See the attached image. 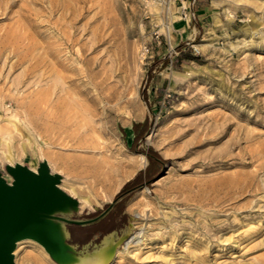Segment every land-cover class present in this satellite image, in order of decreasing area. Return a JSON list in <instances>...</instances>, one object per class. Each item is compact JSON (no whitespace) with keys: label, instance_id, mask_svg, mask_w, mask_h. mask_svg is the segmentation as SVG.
<instances>
[{"label":"rangeland","instance_id":"rangeland-1","mask_svg":"<svg viewBox=\"0 0 264 264\" xmlns=\"http://www.w3.org/2000/svg\"><path fill=\"white\" fill-rule=\"evenodd\" d=\"M55 1L0 0V171L5 180L13 182L9 165L34 169L35 163L38 169L54 153L108 159L120 182L111 199L107 185L92 193L91 207L73 197L80 209H98L146 169L145 151L154 149L164 160L161 177L128 200L131 225L109 264H165L171 256L175 261L169 264H200L202 258L206 264H264V0H218L204 18L192 21L180 14L188 0ZM181 21L197 26L192 36L179 31ZM183 46L197 59L177 64ZM62 61L71 69L59 65ZM93 95L99 117L92 113ZM54 104L62 108L59 119H99L96 130L66 129L87 134L82 146L46 119ZM146 119L149 131L133 146V125ZM36 121H49L50 129ZM39 134L44 138L38 142ZM49 166L61 174V187L69 176L54 163ZM235 179L244 182L243 193ZM140 231L143 244L126 248ZM30 241L17 246L16 264H23ZM31 250L45 258L38 247ZM46 259L59 264L50 254Z\"/></svg>","mask_w":264,"mask_h":264},{"label":"bare ground","instance_id":"bare-ground-1","mask_svg":"<svg viewBox=\"0 0 264 264\" xmlns=\"http://www.w3.org/2000/svg\"><path fill=\"white\" fill-rule=\"evenodd\" d=\"M48 1V0H47ZM57 1V0H56ZM55 1V2H56ZM59 1V0H58ZM58 1H57V3H58ZM61 2V1H60ZM57 3L55 4L56 6H57ZM64 4H65V2H64ZM67 5V4H66ZM71 5V4H70ZM53 6V5H52ZM55 6V7H56ZM64 7V6H63ZM66 7V6H65ZM67 7H68V5H67ZM66 7V8H67ZM72 8H74L73 6H72ZM77 8V7H76ZM53 9H54V7H53ZM59 9V8H58ZM75 9V8H74ZM83 8H81L80 10H82ZM52 10V9H51ZM56 10V9H55ZM61 10H62V8H61ZM65 10V9H64ZM68 10V9H67ZM70 10V9H69ZM79 10V9H78ZM78 10H75V11H78ZM66 11V10H65ZM83 11V10H82ZM30 12V11H29ZM55 12V11H54ZM79 12V11H78ZM31 13V12H30ZM63 13H65V12H63ZM62 13V14H63ZM72 14H73V12H72ZM30 15V14H29ZM69 15V14H68ZM76 15V14H75ZM79 15V14H78ZM64 16V15H63ZM67 16V15H66ZM77 16V15H76ZM75 16V17H76ZM78 17V16H77ZM76 17V18H77ZM29 18V17H28ZM62 18V17H61ZM65 18V17H64ZM68 18V17H67ZM33 20H34V17L32 18ZM75 19V18H74ZM33 20L31 21V22H33ZM72 20V19H71ZM71 20H69V22L71 21ZM78 20V19H77ZM76 20V21H77ZM80 20V19H79ZM62 21H64V20H62ZM35 22V21H34ZM58 22H60V21H58ZM65 22V21H64ZM36 23V22H35ZM52 23H53V21H52ZM68 22H66V24H67ZM22 24V23H21ZM65 24V23H64ZM73 24V23H72ZM18 25V24H17ZM30 25V24H29ZM53 25H55V24H53ZM76 25V24H75ZM20 26V25H19ZM19 26H18V29H16V30H19ZM22 26V25H21ZM32 26V25H31ZM67 26H71L70 25V23H69V25H67ZM55 27H56V25H55ZM24 28V27H23ZM54 28V27H53ZM66 28V27H65ZM29 29V28H28ZM27 29V30H28ZM64 29V28H63ZM79 29V28H78ZM54 30V29H53ZM67 30H68V28H67ZM77 30V29H76ZM80 30V29H79ZM23 31V30H22ZM29 31V30H28ZM26 32V30H25V32L26 33H29V32ZM10 32V31H9ZM14 32V31H13ZM59 32V31H58ZM57 32V33H58ZM67 32V31H66ZM82 32V31H81ZM8 34V33H7ZM23 34V33H22ZM61 34V33H60ZM14 35V34H13ZM20 35V34H19ZM30 35H32V34H30ZM54 35H55V37H56V34L54 33ZM78 35V34H77ZM9 36V35H8ZM18 36V35H17ZM17 36H15L16 38H17V40L19 39ZM80 36V35H79ZM78 36V37H79ZM22 37H24L23 35H22ZM26 37V36H25ZM25 37H24V39H25ZM65 37V36H64ZM71 37H72V35H71ZM33 38V37H32ZM51 38V37H50ZM69 38V37H68ZM80 38V37H79ZM3 39V38H2ZM28 39V38H27ZM64 39V38H63ZM73 39V38H72ZM7 40V39H6ZM9 40V39H8ZM7 40V41H8ZM26 40V39H25ZM50 40H53L52 38L50 39ZM68 40H71V39H68ZM68 40H66V42L68 43ZM1 41V40H0ZM21 41V40H20ZM30 41V40H29ZM34 41V40H33ZM57 41H59V40H57ZM56 41V42H57ZM82 41V40H81ZM26 42V41H25ZM52 42H54V41H52ZM3 43V42H2ZM55 43V42H54ZM58 43V42H57ZM72 43H73V41H72ZM79 43V42H78ZM32 44H34V43H32ZM74 44V43H73ZM80 44V43H79ZM78 44V45H79ZM209 44V43H208ZM61 45V44H60ZM64 45V44H63ZM82 45H84V44H82ZM8 46V45H7ZM16 46V45H15ZM22 46V45H21ZM51 46H53V45H51ZM56 46V45H55ZM70 46V45H69ZM73 45H71V47H72ZM201 46H202V44H201ZM2 47H5V46H2ZM19 48H20V46H18ZM31 47H32V45H31ZM47 48H48V45L46 46ZM50 47V46H49ZM74 47V46H73ZM79 47V46H78ZM0 48H1V46H0ZM6 48V47H5ZM23 48V47H22ZM47 48H45L46 49V51H47ZM56 48V47H55ZM54 48V49H55ZM64 48V47H63ZM13 49V48H12ZM60 49H61V47H60ZM68 49V48H67ZM197 49H199V46L197 47ZM4 50V49H3ZM50 50V49H49ZM66 50V49H65ZM11 51H13V50H11ZM56 51H57V49H56ZM66 51H68V50H66ZM71 51V50H70ZM76 51H77V47H76ZM85 51V50H84ZM83 51V52H84ZM21 52V51H20ZM51 53L53 52V50L52 51H50ZM49 52V53H50ZM80 52V51H79ZM59 53V52H58ZM71 53V52H70ZM56 54V53H55ZM79 54V53H78ZM51 55H53V53L51 54ZM66 55V54H65ZM64 55V56H65ZM70 55H72V54H70ZM62 56V55H61ZM22 58H23V55L21 56ZM52 57H54V56H52ZM79 57H81V56H79ZM60 58V57H59ZM66 58V57H65ZM68 58V57H67ZM84 58V57H83ZM82 58V59H83ZM93 58V57H92ZM19 59V58H18ZM21 59V58H20ZM40 59H43V57L42 58H40ZM58 59V58H57ZM56 59V60H57ZM71 59V58H70ZM37 60V59H36ZM55 60V61H56ZM65 60V59H64ZM63 60V61H64ZM67 60V63L68 64H70L69 63V61H68V59H66ZM19 61V60H18ZM61 62V63H59V65L61 64V66L63 65V66H68L66 63H64V62ZM93 61H95L94 59H93ZM20 62H22V61H20ZM39 62H41V61H39ZM39 62H38V65H39ZM45 62V61H44ZM71 62V61H70ZM18 63V62H17ZM16 63V64H17ZM53 63H55V62H53ZM92 63V62H91ZM90 63V64H91ZM15 64V63H14ZM13 64V65H14ZM89 64V65H90ZM93 65L95 64V63H92ZM46 65V64H45ZM53 65H55V64H53ZM76 65V64H75ZM74 65V66H75ZM80 65H81V63H80ZM41 66V65H40ZM56 67H57V64L55 65ZM60 66V67H61ZM71 66V65H70ZM91 66V65H90ZM43 67V66H42ZM41 67V68H42ZM76 67V66H75ZM36 68V67H35ZM40 68V67H39ZM58 68V67H57ZM70 67L68 66V69H69ZM71 69V68H70ZM92 68H90V70H91ZM63 70V69H62ZM65 70V69H64ZM36 71V70H35ZM39 70H37V72H38ZM43 71V70H42ZM76 71V70H75ZM63 72H65V71H63ZM69 72H71V71H69ZM68 72V73H69ZM77 72V71H76ZM39 73H40V71H39ZM38 73V74H39ZM97 73V72H96ZM46 74V73H45ZM56 74V73H55ZM59 74H60V76L62 77V72H60L59 71ZM37 75V74H36ZM39 77H40V75H38ZM43 76V75H42ZM55 76V75H54ZM64 76V75H63ZM71 76H73V75H71ZM70 76V77H71ZM69 77V78H70ZM92 77V76H91ZM42 78V77H41ZM40 78V79H41ZM64 79H65V77H63ZM67 79H68V77H66ZM44 79V78H43ZM70 80V79H69ZM76 80V79H75ZM72 81H74V80H72ZM65 82V81H64ZM70 82V81H69ZM76 82V81H75ZM29 84L31 83V82H28ZM67 83V82H66ZM101 83V82H100ZM72 84V83H71ZM28 85V84H27ZM54 85V84H53ZM57 85V84H56ZM74 85V84H73ZM76 85V84H75ZM66 86V85H65ZM57 87V86H56ZM59 87V86H58ZM72 87V86H71ZM51 88V87H50ZM60 88V87H59ZM80 88V87H79ZM53 89H54V87H53ZM53 89H51V90H53ZM58 89V88H57ZM65 89V88H64ZM38 90V89H37ZM41 91L40 92H42V94H43V90L42 89H40ZM55 90V89H54ZM80 90V89H79ZM49 91V90H48ZM48 91H47V93H48ZM56 91V90H55ZM61 92H62V94H63V91H62V89L60 90ZM57 92V91H56ZM61 92H59V93H61ZM64 92H66V91H64ZM68 92H70V91H68ZM82 92V91H81ZM51 93V91H49V96H51L52 95V93ZM55 93V92H54ZM58 93V92H57ZM56 93V94H57ZM79 93V92H78ZM55 94V95H56ZM80 94V93H79ZM44 95V94H43ZM43 95H41L42 97H43ZM87 95V94H86ZM49 96H47V97H49ZM36 97V96H35ZM64 97V96H63ZM62 97V98H63ZM88 97V96H87ZM98 97V96H97ZM97 97L96 96H92V97H89L90 99H91V101H93V105H94V111L93 110H91V111H93L92 113H93V115H97V112H96V110H97V104H98V99H97ZM99 97H100V95H99ZM44 98V97H43ZM60 98V97H59ZM62 98H61V100H62ZM65 98V97H64ZM106 98V97H105ZM36 99V98H35ZM41 99V98H40ZM46 99H48V98H46ZM46 99H45V101H46ZM114 99H115V97H114ZM55 100V99H54ZM64 100V99H63ZM76 100V99H75ZM88 100V99H87ZM19 101V100H18ZM53 101V100H52ZM26 102V101H25ZM51 102V101H50ZM49 102V103H50ZM100 102V101H99ZM20 103V102H19ZM30 103V102H29ZM41 103H42V100H41ZM46 103V102H45ZM48 103V104H49ZM54 103V102H53ZM31 104V103H30ZM43 104V103H42ZM47 104V105H48ZM56 104V103H55ZM53 105V110H51L50 112H48L47 113V118L46 119H52L53 120V124L55 123V124H57V125H54V127L55 128H59V129H61L62 127H64L63 128V130L66 132V129H68L69 128V130L70 129H72L71 128V126L72 125H75L76 126V128H78V129H81L82 127H85V128H87L88 130L89 129H91V130H96L97 129V121L99 120L98 119V117H97V119L98 120H96V118H94V117H90V118H84L83 120H78V121H73V120H71V119H67V120H63L62 118L61 119H59V115L61 114V112H60V110L62 109L61 108V106H58V105ZM110 104V103H109ZM23 105V104H22ZM28 105V104H27ZM45 105V104H44ZM86 105V104H85ZM108 105V104H107ZM19 106V105H18ZM24 106V105H23ZM65 106V105H64ZM90 106V105H89ZM105 106V105H104ZM30 107V106H29ZM29 107H27V108H29ZM100 107V106H99ZM31 109L33 108V107H30ZM55 108L57 109V112H55ZM108 108V107H107ZM110 108V107H109ZM9 109V108H8ZM46 109V108H45ZM43 110V109H42ZM108 110V109H107ZM112 110V109H111ZM27 111V110H26ZM48 111V110H47ZM50 115V117H48ZM54 118V119H53ZM105 118V117H104ZM56 120H59V121H57L56 122ZM104 121V120H103ZM48 122L49 121H46V122H35L34 124L35 125H37V126H43V125H46V126H48L47 128L48 129H50V126L48 125ZM67 123H69V124H67ZM59 124V125H58ZM102 124V123H101ZM53 127V126H52ZM103 127V126H102ZM99 128V127H98ZM18 129V128H17ZM40 129H41V127H40ZM47 129V130H48ZM52 129V128H51ZM54 130V129H53ZM68 130V131H69ZM105 130V129H104ZM58 131H60V130H58ZM66 132V136L67 137H69L71 140H74L75 141V143H77V145L78 146H82L84 143H83V140L84 139H86L87 138V134L86 133H82L81 131H74V130H72V132ZM50 132H51V130H50ZM62 132V131H61ZM63 133V132H62ZM11 135V134H10ZM63 135V134H62ZM92 135V134H91ZM49 136V135H48ZM57 136V135H56ZM40 138H41V140L44 138L43 137V135H41V134H39L38 136H37V141L39 142V140H40ZM56 138V137H55ZM58 138V137H57ZM63 138H65V137H63ZM130 138L132 139L133 138V133L131 132V134H130ZM22 139V138H21ZM95 139H97V138H95ZM58 140H59V138H58ZM63 140H66V139H63ZM92 140H94L93 138H92ZM95 141V140H94ZM55 142V141H54ZM68 143H70V142H68ZM51 144V143H50ZM67 144V143H66ZM69 145V144H68ZM13 151V150H12ZM2 153V152H1ZM54 153V152H53ZM1 156V155H0ZM49 161H47V160H45V161H43V162H45L46 164H47V166H48V168H49V170H50V172H51V174H53V175H55V176H59V178L61 179L60 180V182L59 183H57L56 184V186L58 187V190H54V194H55V196H53V197H51V193H48V194H46V195H44V197L42 196V198H41V200L39 201L38 200V202L36 201V203L35 204H32V205H34L37 209H42V210H51L52 208H54L55 206H62V207H67L68 205H69V202L67 203V204H65V205H63V202L64 201H62V198L63 197H71V198H73V197H76V198H78L79 199V201H80V203H81V205L82 206H84V207H91V206H93V204H94V199H93V195H92V193L94 192V191H97L98 190V188H100L101 186H106L107 185V191H108V194H107V199H111V197H112V195H113V192L116 190V185L117 184H119L120 182L119 181H117V180H115V173L117 172L116 171V169H115V164L114 163H112L111 161H109L108 159H103V160H96V159H91V158H87V159H82V158H80V157H72V156H67V155H63L62 153L60 154V153H54V154H50L49 156ZM13 158L14 157H12L11 155H10V160L11 161H13ZM141 164L142 165H145L146 164V157L144 156V155H142L141 156ZM47 159V158H46ZM49 162L50 163H54V167L55 168H60V169H62L64 172H66L67 173V176H69L68 178H66L65 180H64V183L62 184V186L60 187V184H61V181H62V176H61V174L60 173H57V172H52L51 171V169H50V166H49ZM18 164H20V165H22V166H26V165H23V164H21V163H18ZM12 166H16V165H12ZM33 167H34V169L35 170H33V169H31L30 167V169L32 170V171H34L35 173H39V168H40V166H39V168L37 169V166H36V164L34 163L33 165H32ZM116 166H117V164H116ZM236 180V179H235ZM237 181V180H236ZM235 181V182H236ZM233 183H234V181H233ZM231 184V183H230ZM237 185H239L240 187H239V189H241V193H243L244 192V189L246 188V186L244 187L242 184H244V182L243 183H241V181H237V183H236ZM235 184V185H236ZM120 185V184H119ZM234 185V186H235ZM116 186V187H115ZM233 186V185H232ZM235 188V187H234ZM35 194V193H34ZM34 194H32V193H30V197H34L35 195ZM32 195V196H31ZM42 195V194H41ZM40 196V195H39ZM106 196V195H105ZM104 196V197H105ZM104 199V198H103ZM26 203H28V204H31V203H29V201H25ZM67 201H65V203H66ZM23 219H25V221L27 220V222L28 223H30L31 225H33V231H34V236L33 237H29V238H26V239H31V241H30V244H31V246H27V250L29 251L28 252V255H26V257H24V259H23V264H47L48 262H47V256L50 254L51 255V251H53L54 253H56V255L55 256H52L59 264H109V262L113 259V257L115 256V253H116V249H117V246H116V243H114L112 240H109V239H106L105 240V244L101 247V249L96 253V255H95V257L93 258V259H86V260H81V259H79V258H76V257H73V256H71V255H68V254H66L65 252H59V253H57L58 252V249H59V246H58V243L55 241V238H54V236H55V226L57 225V224H55L54 222H52L51 220H48V219H42V218H38V217H30V216H23ZM142 227H144V226H142ZM143 231V230H142ZM142 231H140V232H138L137 234H135L132 238H130L127 242H126V248H128L130 245L132 246H140L141 244H143V241L145 240V238H143V236H141V232ZM144 232V231H143ZM244 237V236H243ZM23 240H25V239H23ZM36 240V241H35ZM21 241L22 240H19L18 242H17V245H16V248H17V246H18V248H17V250L18 249H20V245H23V244H21ZM38 241V242H37ZM29 243V242H28ZM39 243V244H38ZM32 247H38L40 250H41V253L45 256V258L43 259V258H40V257H38L37 255H35V254H33V252H32V250H31V248ZM16 248H15V250H16ZM14 250V254H15V251ZM120 256V255H119ZM123 256V255H122ZM166 256V255H165ZM169 257V256H168ZM200 258H197V260H199ZM173 261H175V258L174 257H172L171 256V258H166L165 257V264H169V263H171V262H173ZM199 262H200V264H206L207 262L202 258V259H200L199 260Z\"/></svg>","mask_w":264,"mask_h":264},{"label":"water","instance_id":"water-1","mask_svg":"<svg viewBox=\"0 0 264 264\" xmlns=\"http://www.w3.org/2000/svg\"><path fill=\"white\" fill-rule=\"evenodd\" d=\"M7 169L13 177V182L8 183L0 171V264H16L14 250L17 242L34 236L33 225L28 223L27 220L25 221L23 216L48 219L55 224V220L73 221L56 215L55 212L62 209V206H55L51 210H42L32 205L48 193L52 194L51 197L55 196L54 190H58L56 184L61 179L59 176L51 174L45 162L40 164L38 174L28 166L20 164H16V166L9 165ZM160 177L158 176L155 180ZM30 193H35V196L30 197ZM25 201H29L31 204ZM62 201L77 203L76 199L71 197H63ZM54 238L58 243L57 253H59L63 251V244L57 225L55 226ZM50 253L51 256L56 255L53 251Z\"/></svg>","mask_w":264,"mask_h":264},{"label":"crops","instance_id":"crops-1","mask_svg":"<svg viewBox=\"0 0 264 264\" xmlns=\"http://www.w3.org/2000/svg\"><path fill=\"white\" fill-rule=\"evenodd\" d=\"M218 0H195L194 8L199 17L204 18L207 10L216 7ZM179 31H189L193 35L197 26L181 21L177 24ZM185 46L181 48L184 53ZM182 64V63H181ZM35 170V169H33ZM115 197L112 202L106 203L98 209L84 210L77 203H69L67 207L59 209L58 216L73 222L55 220L63 251L73 257L88 260L93 259L96 253L109 239L119 244L124 241L131 225V216L127 194ZM66 203L63 202V205Z\"/></svg>","mask_w":264,"mask_h":264},{"label":"trees","instance_id":"trees-1","mask_svg":"<svg viewBox=\"0 0 264 264\" xmlns=\"http://www.w3.org/2000/svg\"><path fill=\"white\" fill-rule=\"evenodd\" d=\"M196 59L197 57L195 56H190L187 53L181 52V55L177 58V64H181L184 62L188 63ZM149 126L150 124L148 119H146L144 122L134 123L133 130L135 132V135L133 139V146H136L138 141L144 138L146 133H148L149 131ZM145 153L147 154L149 159L148 166L146 167V169L139 171L134 178L127 181L120 192L117 194L116 198L124 195L129 191V189H131L132 191L127 194V200H129L133 196V194L141 188L143 184H150L153 179L161 173L164 160L159 155V153L154 149L147 150L145 151Z\"/></svg>","mask_w":264,"mask_h":264},{"label":"built area","instance_id":"built-area-1","mask_svg":"<svg viewBox=\"0 0 264 264\" xmlns=\"http://www.w3.org/2000/svg\"><path fill=\"white\" fill-rule=\"evenodd\" d=\"M189 4L183 5L180 14L182 19H189L190 21L194 20L197 18L198 14L197 11L194 8L195 0H188ZM149 49H147L148 51ZM175 53H178L176 50L174 51Z\"/></svg>","mask_w":264,"mask_h":264},{"label":"flooded vegetation","instance_id":"flooded-vegetation-1","mask_svg":"<svg viewBox=\"0 0 264 264\" xmlns=\"http://www.w3.org/2000/svg\"><path fill=\"white\" fill-rule=\"evenodd\" d=\"M56 215H58V213H56Z\"/></svg>","mask_w":264,"mask_h":264}]
</instances>
